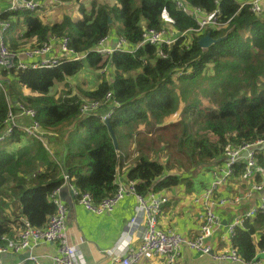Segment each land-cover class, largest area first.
I'll return each mask as SVG.
<instances>
[{
    "label": "trees",
    "instance_id": "16d2710c",
    "mask_svg": "<svg viewBox=\"0 0 264 264\" xmlns=\"http://www.w3.org/2000/svg\"><path fill=\"white\" fill-rule=\"evenodd\" d=\"M62 1L65 6L81 3L82 16L73 18L62 13L51 22L47 17L40 19L38 14L31 13L0 15V20L11 23V29L20 22L25 24L24 40L41 45L52 40L51 37L68 36L72 48L80 54L89 53L84 61L63 63L51 69L2 72L4 83L10 87L8 92H0V135L8 125L9 114L16 115L19 105H24L37 111L43 137L53 143L56 152L53 154L39 140L18 130L7 143H22L26 138L30 141L16 152H8L0 145V189L8 182V176L15 181L0 191V199L4 198L0 200V238L20 227L21 219L29 220L36 228L45 227L56 212L50 195L62 185L65 173L75 189L90 193L96 202L115 193L116 174L124 163L130 162L133 166L127 177L136 183L141 195L152 190L169 194L182 184L188 192H196L191 182L193 177L210 172L224 160L228 150L264 139V89L251 97L240 96L247 83L253 85L252 90L254 86L264 85L260 81L264 79V19L255 16L248 6L241 8L242 0H185L206 13L217 9V1L221 22L229 23L220 29L189 35L173 47L160 48L166 59L161 58L157 47L150 46H143L134 54L115 53L107 58L92 51L108 35L113 39L123 36L135 48L149 28L170 27L175 35L195 29L196 22L177 10L176 0H93L89 9L84 7L89 1ZM117 20L122 22L118 30L113 28ZM228 31L226 40L208 50L200 48L198 42L208 32L218 39ZM208 67L212 69V78L208 80L215 90H209L211 85L204 88L199 84ZM103 70L110 76L101 75L94 88L80 90L84 99L71 96L69 91L64 97L56 95V88L68 87L69 79ZM180 72L183 74L178 76ZM175 76L187 86L181 99H177L173 87ZM18 87L25 88L29 95H24ZM109 93L121 104L111 120L118 151L101 120L94 115L85 117L81 111L84 100L102 101ZM191 95L207 99L213 108L195 100L184 106L182 103ZM177 110L180 119L162 128L178 130L177 149L188 158L189 170L185 175L173 174L168 165L149 160L142 152L143 145L137 144L135 128L146 123L149 128L158 129L156 126L161 127L165 118ZM63 126H74V130L66 134ZM193 128H200L201 132L195 133ZM134 144L139 150L136 156L132 154ZM257 160L254 181L260 183L264 178V156L258 155ZM39 167L42 171L37 172ZM233 176L237 181L244 176V162L237 165ZM231 186L238 189L233 183ZM227 191L230 192L229 184ZM232 243L244 261L254 260L264 250V215L237 229Z\"/></svg>",
    "mask_w": 264,
    "mask_h": 264
},
{
    "label": "built area",
    "instance_id": "2783aa9c",
    "mask_svg": "<svg viewBox=\"0 0 264 264\" xmlns=\"http://www.w3.org/2000/svg\"><path fill=\"white\" fill-rule=\"evenodd\" d=\"M10 2V12L38 14L40 19L58 14L65 6L62 0H10ZM216 4L215 11L206 13L201 8L193 7L188 1L176 0L177 10L196 22L195 29L175 35L170 27L161 30L149 28L142 33L141 42L135 48H131L122 36L113 39L108 35L101 39L92 53L102 57H111L115 53L134 54L141 47L150 46L157 47L161 58L166 59L167 56L160 51V48L171 47L179 39H186L193 34L200 35L208 30L220 29L229 23L221 22V11L217 1ZM244 6H248L255 16L262 17L264 14V0H243L241 8ZM10 27L9 22L0 20V77L3 71L51 69L63 63L84 61L89 55L87 52L80 54L72 48V41L68 36L61 38L54 36L50 38H53L52 40L49 39L50 41L31 49L13 51L5 41ZM147 64L148 62L145 61V65ZM120 106V102L112 93H109L102 101L84 100L81 111L85 117L94 115L105 121L111 120L115 110ZM37 116L35 109L19 105V112L16 115L13 112L9 114L8 125L0 135V143L11 138L17 130L42 142L44 137ZM258 155L264 156V139L242 143L228 150L222 164L218 163L212 167L211 183L201 195L193 199V203L199 206L203 213L199 219L201 223L199 232L192 239L186 238L177 231L161 228L163 209L169 204V196L166 194L152 190L146 195H141L137 192L134 181L129 179L119 181V172H117L115 193L101 202H96L90 193L75 189L71 178L65 173L62 185L50 195L51 202L56 209L55 214L50 217L47 225L42 229L34 227L29 220L23 219L17 241L14 238L2 236L0 238V264H8L5 258L9 255L18 256L25 252L31 253L37 245L41 244L57 245V253L50 258V264H81L80 248L70 240L69 209L62 199L64 188L71 192L80 207L97 217L112 215L120 203L128 197H133L136 201L135 213L130 220V225L131 229L140 228L139 244L134 246L128 239L131 233L129 230L126 235L122 236L128 240L124 252L108 251L111 258L102 264H140L147 255L165 257V264H181L180 258L185 249L211 256L216 264H264V250L260 251V257L246 262L233 245L231 249H218V245L232 243L236 230L243 228L245 223L264 215V178L260 183H254L258 170ZM241 162H244L242 178L250 187L246 196L223 197L222 195L220 197L222 190L227 191L228 184L236 173V167ZM243 200L251 203V208L231 219L223 230V219L216 213L215 208L239 205ZM28 259L33 264H43L36 256L30 255Z\"/></svg>",
    "mask_w": 264,
    "mask_h": 264
},
{
    "label": "crops",
    "instance_id": "0c3cea01",
    "mask_svg": "<svg viewBox=\"0 0 264 264\" xmlns=\"http://www.w3.org/2000/svg\"><path fill=\"white\" fill-rule=\"evenodd\" d=\"M10 8V0H0V15L9 11ZM58 15H51V17L47 19L52 20L54 16H56V21ZM23 33L13 35L9 32V34L5 36V41L11 50L24 51L36 46L34 41L22 39ZM130 168V164L126 163L119 168V181H126L128 179L127 175ZM211 181L212 177L208 171L191 179V182L195 184L196 192H188L187 188L180 187L169 194L165 193L169 196V204L163 209L160 224L161 228L163 230L177 231L189 239L195 237L200 229L201 223L199 219L203 210L193 203V199L195 196L201 195ZM231 183L238 189L234 190ZM254 183L257 184V181H254ZM229 188L230 192L222 190L220 197L222 195L223 197H229L230 195L246 196L250 187L244 182L243 178H240L238 181L232 179L229 182ZM255 198L258 200L256 196ZM65 203L69 209L68 225L70 240L80 248L82 257L81 264H102L111 258L108 254V251L111 250L115 253H123L128 240L122 238V236L126 235L129 230L131 233L128 239L134 246L139 244L140 228L135 227L131 229L130 225V220L135 213L136 207V201L133 197L126 198L120 203V206L112 215L106 217H97L84 210L77 204V201L69 191L65 193ZM251 206V203L249 204L247 200H243L239 205H230L225 208L216 207V213L223 219V230L227 226L226 223L230 222L235 216L243 214L250 209ZM22 220L23 219H21V221ZM19 231L20 227H14L12 234L7 237L10 239L14 238V240L17 241ZM222 245H218L219 250L231 249L233 243L228 242ZM56 253L57 245L41 244L37 245L31 253L25 252L18 256L12 254L7 256L5 261L8 264H33L28 259L30 255H33L41 259L43 264H50V258ZM180 261L181 264H216L211 256L201 255L188 249L183 251ZM165 262V257L147 255L140 264H165Z\"/></svg>",
    "mask_w": 264,
    "mask_h": 264
},
{
    "label": "rangeland",
    "instance_id": "374dc122",
    "mask_svg": "<svg viewBox=\"0 0 264 264\" xmlns=\"http://www.w3.org/2000/svg\"><path fill=\"white\" fill-rule=\"evenodd\" d=\"M81 1H82V3H86L87 1H89V3H86L84 6L87 9H89L91 6H93V3H90L93 0H81ZM98 1L101 2L104 0H98ZM80 4H78L76 2H72L69 6L66 5L64 7V9H62L58 14L65 13L67 15L72 16L73 18L81 17L82 16V13H81V7L82 6ZM50 17L51 16H49L47 18H50ZM55 17L56 16H54V19H52L50 21L54 22ZM262 18L264 19V14L262 15ZM121 27H122V22L120 20H117L114 22L113 28H116V30H118ZM25 30H26L25 24L19 23L18 25H15L12 28L10 33L13 35H18V34L23 33ZM104 58H107V57H104ZM211 71H212V69L210 67H208L204 76L201 78L199 84L202 85V87H204V88H208L211 85L209 90H215L217 88L215 86H213V84L210 82V80H208V79L212 78L211 77V75H212ZM207 74H208V77L205 78V76ZM101 75L106 77V78H108L110 76L109 72H106V70H103V72H101V73H100V71H89V73H87V74L82 73L76 79H72V78L69 79L68 80V82H69L68 87H66L65 85L58 86L56 88L55 93L58 97H64V96H66V93L69 91L71 93V96H75V97L79 96L82 99H84L82 97V95L80 94V90L88 91L89 89L94 88L100 82L99 80H100ZM174 79H175V82H174L175 85L173 87H174L175 92H176V97H177V99L178 98L181 99L182 92L187 89V86L178 82L176 79V76ZM260 81L261 82L263 81V83H264V79L260 80ZM4 82H5V78L3 75H1V77H0V92L1 91H4V92L9 91L10 86ZM11 82H13V80ZM190 86H195V85H190ZM252 89H253V85L251 83L245 84L243 91L240 93V96L251 97L254 95V93H258L259 91L264 89V85H257V86H254V90H252ZM18 90L21 91L24 95H27V96L29 95L28 91L25 88L18 87ZM193 100L198 101L202 106H208V107L213 108V105L209 104L207 99H205L203 97L201 98L199 96L194 97V95H191L188 98V100L186 102H183L182 104H184V106H186L188 103H190ZM181 111H182V109H180V112ZM180 112L177 110L174 114L165 118L161 127L156 126V128H158V129H155V128L151 129V128H149V126L146 123L137 124L135 128H137V131H138L137 140L138 139L139 140H138L137 144L141 143L143 145L142 152H143V154L147 155V158L149 160L157 161L163 165H165V164L168 165L169 167H171L170 170L173 174L185 175V173L188 172V170H189L188 158L184 154L180 153L177 149L175 135L178 133V130L174 129V128H167V129L162 128L165 125H169L173 122L178 121L180 119ZM72 129L74 130V126H71V128L66 127V126L62 127V130L66 134H68V132H70V130H72ZM199 129L200 128H198V129L193 128L192 130H193V132L197 133L199 131ZM137 131L135 129L132 131L134 136H136ZM199 132H201V131H199ZM29 141H30V138H26L24 140V142L18 143V144L5 143L2 145V148L8 152H13V151L15 152L18 149H20L24 143L29 142ZM133 141H135V139ZM42 142H43L44 146L48 147L49 150L53 151V154H55L56 151H55L54 145H53V143H51V141H49V140L47 141L46 139L42 138ZM137 144H136V146H135V144L133 145L132 154L134 156H136L135 155L136 152L139 153L138 152L139 150L137 149ZM150 149L155 150V153H152L150 151ZM156 149H157V151H156ZM134 150H137V151H134ZM119 154L123 155L121 152H119ZM129 164H131V162ZM130 166H133V165H130ZM36 170H37V172L42 171L41 167L37 168ZM14 183H15V181L13 180V178L8 176V182L6 183V185L3 188L11 187L12 185H14ZM185 186L186 185H183V184L180 185V187H182V188H184ZM2 189H0V191ZM67 191L68 190L66 188L63 189V194H62L63 202H65V193ZM0 200L4 201V198L1 197ZM6 201H8V200H6Z\"/></svg>",
    "mask_w": 264,
    "mask_h": 264
},
{
    "label": "water",
    "instance_id": "95a60500",
    "mask_svg": "<svg viewBox=\"0 0 264 264\" xmlns=\"http://www.w3.org/2000/svg\"><path fill=\"white\" fill-rule=\"evenodd\" d=\"M110 23H111V20H110ZM229 34H230V31H228L225 36H223L221 38H218V39H214L211 36V33L208 32L203 38L200 39V41L198 42V44H199V46H200V48L202 50H208L213 45L218 44V43L222 42L223 40H226L228 38ZM104 125L109 130V133H110L111 138L113 140V144H114L115 150L118 151V140H117L116 134H115V132H114L112 126H111V122L109 120H106L104 122Z\"/></svg>",
    "mask_w": 264,
    "mask_h": 264
},
{
    "label": "clouds",
    "instance_id": "9594fccd",
    "mask_svg": "<svg viewBox=\"0 0 264 264\" xmlns=\"http://www.w3.org/2000/svg\"><path fill=\"white\" fill-rule=\"evenodd\" d=\"M242 1H243V0H242ZM66 5H67V4H66ZM68 6H69V5H68ZM6 12H10V11H6ZM59 12H60V11H59ZM53 15H54V14H53ZM257 17H259V16H257ZM77 18H78V17H77ZM10 24H11V23H10ZM11 30H12V29H11V27H10L9 32H10ZM9 32H8V34H9ZM8 34H7V35H8ZM118 37H121V36H118ZM122 37H123V36H122ZM116 38H117V37H116ZM116 38H115V39H116ZM124 38H125V37H124ZM202 38H203V37H202ZM179 40H180V39H179ZM175 44H176V43H175ZM175 44H174V45H175ZM174 45H172L171 47H173ZM182 74H183V73L180 72V74L178 73V76H181ZM120 107H121V106H120ZM120 107H119V108H120ZM119 108H118V109H119ZM116 110H117V109H116ZM116 110H115V111H116ZM115 113H116V112H115ZM115 113H114V115H115ZM114 115H113V117H114ZM113 117H112V118H113ZM112 118H111V120H112ZM111 120H109V121L111 122ZM105 121H106V120H105ZM105 121H102V120H101V122H102L103 124H104ZM22 133H24V132H22ZM24 134H26V133H24ZM26 135H27V134H26ZM9 139H10V138H9ZM9 139H7V140L4 141V142H1L0 145H2V144H4V143L8 142ZM47 141H48V139H47ZM40 142H41V141H40ZM41 143H42V142H41ZM42 144H43V143H42ZM43 145H44V144H43ZM121 153H122V152H121ZM122 154H123V153H122ZM122 156H123V155H122ZM118 172H119V171H118ZM68 191H69V190H68ZM69 192H70V191H69ZM258 257H260V252H259V254L257 255L256 258H258ZM256 258H255V259H256Z\"/></svg>",
    "mask_w": 264,
    "mask_h": 264
}]
</instances>
